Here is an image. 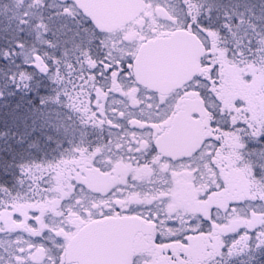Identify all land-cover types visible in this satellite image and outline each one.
<instances>
[{
	"label": "snow or ice",
	"instance_id": "obj_1",
	"mask_svg": "<svg viewBox=\"0 0 264 264\" xmlns=\"http://www.w3.org/2000/svg\"><path fill=\"white\" fill-rule=\"evenodd\" d=\"M0 264H264V0H0Z\"/></svg>",
	"mask_w": 264,
	"mask_h": 264
}]
</instances>
